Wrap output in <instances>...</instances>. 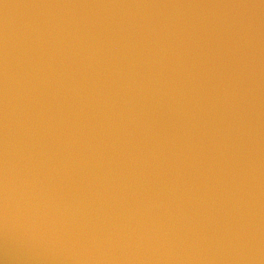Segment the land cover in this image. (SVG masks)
I'll list each match as a JSON object with an SVG mask.
<instances>
[{
  "label": "water",
  "instance_id": "95a60500",
  "mask_svg": "<svg viewBox=\"0 0 264 264\" xmlns=\"http://www.w3.org/2000/svg\"><path fill=\"white\" fill-rule=\"evenodd\" d=\"M0 264H264V0H0Z\"/></svg>",
  "mask_w": 264,
  "mask_h": 264
}]
</instances>
